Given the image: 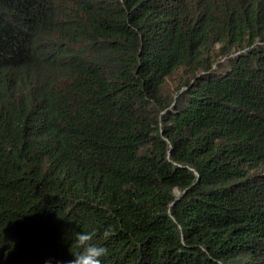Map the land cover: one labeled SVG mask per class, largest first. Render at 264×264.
<instances>
[{
	"label": "trees",
	"instance_id": "1",
	"mask_svg": "<svg viewBox=\"0 0 264 264\" xmlns=\"http://www.w3.org/2000/svg\"><path fill=\"white\" fill-rule=\"evenodd\" d=\"M94 229L102 264H264V0H0V264Z\"/></svg>",
	"mask_w": 264,
	"mask_h": 264
},
{
	"label": "clouds",
	"instance_id": "2",
	"mask_svg": "<svg viewBox=\"0 0 264 264\" xmlns=\"http://www.w3.org/2000/svg\"><path fill=\"white\" fill-rule=\"evenodd\" d=\"M112 232L111 227L105 228L103 238L107 239ZM99 233L92 231H75L71 240L70 251L73 259L67 261V264H102V258L108 255V248L97 242ZM72 248H78V252H73ZM51 264V259L46 261Z\"/></svg>",
	"mask_w": 264,
	"mask_h": 264
}]
</instances>
